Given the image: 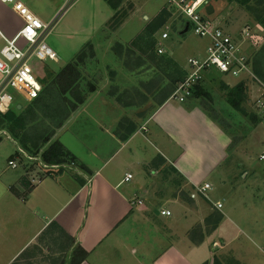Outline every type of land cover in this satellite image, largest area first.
Here are the masks:
<instances>
[{
    "label": "crops",
    "instance_id": "obj_1",
    "mask_svg": "<svg viewBox=\"0 0 264 264\" xmlns=\"http://www.w3.org/2000/svg\"><path fill=\"white\" fill-rule=\"evenodd\" d=\"M22 1L45 22L58 12L54 0ZM22 26L12 4L0 0V31L13 38ZM187 31L184 28L182 33ZM4 43L0 35V50ZM51 62L48 68L61 69L55 65L58 61ZM94 69H100L99 64ZM94 69L87 72L94 86L88 98L52 138L59 140L75 161L50 165L39 156L30 160L20 153L21 158L15 160L23 165L25 175L19 179L0 175V264H15L18 259L19 264H69L77 247L88 253L80 264H213L221 247L216 241L210 260L203 254L193 257L195 252L190 250L199 254L197 247L208 235L206 228L213 226L209 218L220 217L218 227L227 223L229 215L222 211L224 206H214L222 200L209 202V190L199 193L206 196L202 197L209 206L196 192L191 193L189 202L183 200L181 191L212 184V175H217L230 155L228 131L201 105V99L179 102L169 97L149 117L140 114L137 130L123 140L120 122L133 116L116 102L118 94L101 92ZM209 74L203 81L206 87ZM44 75L45 71L38 73V77ZM124 95L123 101L132 99L129 92ZM141 95L140 99L147 100ZM167 166L184 178L175 172L165 174ZM127 173L133 175L129 181L125 180ZM26 178L28 184L23 182ZM169 192L171 197L166 194ZM169 205L180 212L182 228L172 218ZM163 209L171 215H162ZM245 216L240 218L243 228L248 226ZM197 233L202 234L201 239L195 237ZM255 236L264 242L259 230ZM69 240H73L71 245ZM223 244L239 264H252L242 241Z\"/></svg>",
    "mask_w": 264,
    "mask_h": 264
},
{
    "label": "rangeland",
    "instance_id": "obj_2",
    "mask_svg": "<svg viewBox=\"0 0 264 264\" xmlns=\"http://www.w3.org/2000/svg\"><path fill=\"white\" fill-rule=\"evenodd\" d=\"M54 4H57L58 12L55 15V25L48 35L46 43L57 53L58 62L55 64L57 68L63 69L86 43L92 42L95 55L88 58V64L83 69L84 79L81 82L83 87L88 89L90 83V75L87 72L99 64L100 69L94 70L98 72L101 92L108 93L110 96L113 94L124 95L129 92L131 100L128 99L121 103L116 99L118 104L128 107L123 109L126 114H132L133 117L129 119L136 123L137 120L140 122L141 118H138L142 117L140 114H147L149 117L160 105V100L166 93L165 89L170 90L173 87L167 77L173 74V67H168L167 71H164L165 67L161 66V68L163 67L161 69L160 66L152 63L148 55L139 53L137 47H132V53L130 51L119 53L114 51L113 47H116L118 43L129 46L130 42L143 31L149 18H153L163 7L172 6L168 0H127L124 8L128 11L131 10L130 14L115 31H111L107 26L113 15V10L105 0H79L65 13L62 12L64 0H54ZM210 4L215 7V13L209 14L206 10L207 6L202 8V13L236 40L239 52L250 56L261 47V44L264 43V31L249 9L229 0H210ZM177 13L178 18H173L166 24L169 25L167 31L170 36L167 39H161V46L165 50L163 55L172 58L181 68L189 69L188 58L200 57V54L205 53L209 40L196 35L192 29L182 33L188 23L178 11ZM246 26L251 28L252 34L262 37L257 46L252 40L242 35V30ZM163 31L164 29L161 34ZM19 44L23 45V40H20ZM51 61L33 57L31 65L38 75L45 71L48 64L54 63ZM51 71L57 73L60 69L56 72ZM210 72L211 74L208 76L211 78L206 84L212 98L201 100V102L208 107L220 125L228 131V153L230 155L217 175L216 173L212 175L210 179L212 189L208 191L209 197L202 196L208 198L209 202H214L217 199L222 200L224 206L222 211L229 215V220L225 225L223 223L215 230L214 226L206 228L208 235L197 247L199 254L195 250H190V253L195 252L193 257H200L203 254L202 256L208 257L207 259L210 260L213 257V250L216 249L214 246L216 241L221 247H218L219 252L214 254V259L217 257L224 264H239L234 259L235 257L230 256L232 253L226 248L224 249L223 242L230 244L232 241H242L247 248L245 250H248L246 254L248 252L252 259L249 263L264 264V242L257 240L255 236L259 230L263 235L261 238L264 240V161L259 159V153L264 147V111L257 108L254 99L259 87L257 82L249 76L243 78H246L249 83L248 97L243 103L248 114L244 115L229 104L227 90L222 89L223 82L235 84L241 79L221 73L217 69H211ZM9 92L15 97V102L26 103L23 96L16 90L10 89ZM141 93L147 96V100L140 99ZM251 114L255 118H252ZM59 130L60 128L56 130V133ZM14 141L16 140L7 130L0 131V175L4 173L7 177L16 178L17 176L19 179L25 175L23 165L20 164L16 169H13L8 165V161L9 159H20V153L29 154L17 148ZM12 154H16V156ZM41 169L44 172L42 167ZM167 169V173H169L170 166L164 168V170ZM224 175L226 178L222 179L221 177ZM29 178L32 180L31 176ZM185 189L187 192H196V196L203 199L205 205L209 206L208 200L197 193V189L191 186ZM170 193L166 194L171 197ZM169 206L173 209L172 218L177 220L182 228L184 221L181 222L180 212L174 205ZM222 211L218 210L217 212L223 215ZM241 215H246L244 219H246L247 228H243ZM239 227L244 232L240 231ZM195 237L201 239L202 234L197 233ZM165 239L168 240L169 237L167 236ZM235 245L240 247L242 244L235 243ZM241 248L244 250V247ZM253 259H255L254 262H252Z\"/></svg>",
    "mask_w": 264,
    "mask_h": 264
},
{
    "label": "trees",
    "instance_id": "obj_3",
    "mask_svg": "<svg viewBox=\"0 0 264 264\" xmlns=\"http://www.w3.org/2000/svg\"><path fill=\"white\" fill-rule=\"evenodd\" d=\"M105 1L113 10V15L108 21L107 26L111 31H115L124 23L131 10L128 11L124 8L127 0ZM229 1L236 2L249 9L264 31V0ZM176 17L178 18L177 9L173 6H165L153 18L148 19L143 31L130 42L129 46L127 45L128 47L124 46L122 43H118L117 46L119 47H113V50L119 53L126 51L132 53V47H137L139 53L148 55L152 63L160 66V68L161 66L165 67L164 71H167L168 67H173V74L167 76L173 87L170 90L165 89L166 93L160 100V105L174 93L178 83L184 80L188 74V71L181 68L172 58L163 55L164 53L160 54L158 52V47L161 42V37L159 39V35L162 29H164L170 20ZM190 27L191 26H189V30ZM94 49V44L92 42L86 43L75 57L57 73H54L46 66L45 75L39 77L42 83V90L38 97L32 101H26L27 105L23 102H15L7 112H0V131L7 130L12 135L13 139L19 142L26 150L29 154L28 157L34 158L39 156L45 164L50 165L71 164L75 161V157L66 150L64 145L59 140H52V138L56 134V130L61 128L69 119L72 111L86 101L92 87L94 88L91 82L89 83L91 87L88 85V89L83 87L81 83L84 79L82 73L83 69L88 64V58L95 55ZM249 65L253 73L260 80L264 81V43L249 56ZM204 80L205 79L195 86L191 98L196 97L202 101L212 98L210 92L203 83ZM222 89L225 91L227 90L229 104L236 111L247 115L248 113L243 107V103L247 99L249 93V83L247 79H241L235 84L223 82ZM123 96V94H120L118 100L123 101ZM19 104L22 105L21 108H18ZM201 105L214 119H216L205 104L201 102ZM252 115L253 114L250 116L255 118V116ZM254 120L259 122L257 119ZM120 129L124 131V133L121 134V139L126 140L135 133L137 124L129 118H123L120 122ZM13 155L16 156V154ZM167 172L168 169L164 170L165 174H167ZM171 172H175L184 178L174 167L170 166L169 173ZM27 180V178L23 179V182L28 184V182H26ZM172 183H177V180L174 179ZM181 198L189 202L191 192L182 190ZM219 219L220 217H217L216 214L209 218L214 229L217 227ZM69 242L71 245L73 240H69ZM28 252L29 250L24 252L22 257L27 255ZM87 255L88 253L84 249L77 247L69 264H80L87 258ZM15 264H19V259ZM213 264L224 263L216 257Z\"/></svg>",
    "mask_w": 264,
    "mask_h": 264
},
{
    "label": "built area",
    "instance_id": "obj_4",
    "mask_svg": "<svg viewBox=\"0 0 264 264\" xmlns=\"http://www.w3.org/2000/svg\"><path fill=\"white\" fill-rule=\"evenodd\" d=\"M1 1L12 3L14 11L23 20L22 28L13 38L6 37L0 31L5 41L0 50V112L5 113L15 104V97L9 92L10 89L19 92L25 101H32L42 90V83L35 73V68L31 65L32 58L57 61V53L46 43L55 25V18L50 22L43 21L22 0ZM64 1L63 13L79 0ZM168 3L185 18L196 35L209 40L205 55L188 58V74L178 83L174 93L170 96L171 99L184 102L191 98L193 89L205 78V74L211 69H217L234 78L243 79L249 76L257 82L259 89L254 99L257 108L264 111V81L253 73L249 65V55L239 52L236 40L202 13V8L207 6L206 10L208 9L210 0H168ZM168 28L169 25L164 27L161 39L169 38ZM242 35L252 40L255 45L262 40L261 36L251 33L249 26L242 30ZM20 40H23V45L19 44ZM158 52L165 53L161 42ZM259 159L264 161V147L259 153ZM9 165L17 168L19 163L14 159L9 161ZM132 178L133 175L127 173L125 180L129 181ZM210 189L212 186L209 183L197 187L198 193L201 194H205ZM214 206L222 209L223 203L218 201L214 203ZM161 214L169 216L171 211L163 209Z\"/></svg>",
    "mask_w": 264,
    "mask_h": 264
},
{
    "label": "water",
    "instance_id": "obj_5",
    "mask_svg": "<svg viewBox=\"0 0 264 264\" xmlns=\"http://www.w3.org/2000/svg\"><path fill=\"white\" fill-rule=\"evenodd\" d=\"M208 13L210 14L212 12V6H209L207 9ZM189 29V25L186 27V31ZM21 105H18V108H20Z\"/></svg>",
    "mask_w": 264,
    "mask_h": 264
}]
</instances>
